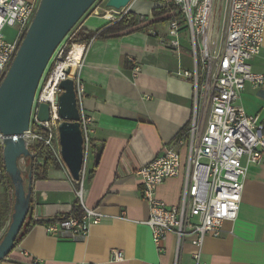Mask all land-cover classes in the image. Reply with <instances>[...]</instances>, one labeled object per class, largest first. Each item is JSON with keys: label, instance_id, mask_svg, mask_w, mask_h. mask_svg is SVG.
I'll use <instances>...</instances> for the list:
<instances>
[{"label": "crops", "instance_id": "0c3cea01", "mask_svg": "<svg viewBox=\"0 0 264 264\" xmlns=\"http://www.w3.org/2000/svg\"><path fill=\"white\" fill-rule=\"evenodd\" d=\"M160 5V0H132L129 15L144 27L156 20L153 11ZM105 9L104 5L90 11L78 30L96 33L113 24L103 18ZM168 23L81 44L84 51L75 75L84 88L82 108L93 121L89 140L101 149L97 164L90 150L84 204L104 217L75 240L47 234L45 224L34 225L0 264L174 263L176 239L170 234L160 251L155 247L144 224L149 208L134 175L179 139L193 116L191 79L185 76L194 69L190 45L182 35L178 53L169 47ZM250 66L254 73L264 72V32L261 51ZM238 105L264 127V87L247 85ZM185 153L181 148L180 175L163 181L156 190V198L168 206L180 201ZM24 167L28 171L26 161ZM76 189L65 167L50 170L46 180H32V212L45 219L67 214L78 201ZM9 222L10 214L0 227V241ZM222 230L220 237L204 241L201 264H264V160L247 166L237 218L224 222ZM112 251H119L122 260L114 261ZM196 252L183 243L177 264H196Z\"/></svg>", "mask_w": 264, "mask_h": 264}, {"label": "built area", "instance_id": "2783aa9c", "mask_svg": "<svg viewBox=\"0 0 264 264\" xmlns=\"http://www.w3.org/2000/svg\"><path fill=\"white\" fill-rule=\"evenodd\" d=\"M160 2V6L172 7L168 13L171 39L167 45L178 53L182 35L187 36L190 45L194 69L185 76L191 79L193 116L185 133L167 146L160 157L138 168L134 175L142 187V200L149 208L144 224L151 231L155 247L160 251V244L171 234L176 239L173 264H177L179 249L185 242L197 249L193 258L196 264H201L199 256L204 241L220 237L223 223L237 218L247 166L264 160V127L257 117L245 114L238 105L239 96L247 85L264 87V72L254 73L250 66L263 44L264 0ZM37 7V0H0V81L15 57ZM94 7L91 13L98 8ZM128 7L118 11L105 7L103 18L119 21L129 15ZM5 27L16 31L10 40L3 34ZM77 31L78 27L52 54L33 99L28 130L23 134L33 158H36L37 147H41L60 160L59 84L72 79L83 136V166L79 180L75 182V194L83 213L80 218L69 216L62 221L42 218L36 212L31 215L34 222L47 221V234L72 240L85 237L88 228L99 224L104 217L98 209L86 208L84 204L89 132L93 121L82 108L84 88L75 75L84 51V45L71 42ZM79 46L82 47L81 56L79 60H73L71 53ZM68 67L71 76L65 74ZM41 104L48 105L49 119L45 122L37 118ZM2 141L0 134L1 148ZM181 148L186 151L182 193L177 206H168L156 198V190L163 181L180 175ZM2 176L0 170V180ZM111 256L114 261L122 260L119 251H112Z\"/></svg>", "mask_w": 264, "mask_h": 264}, {"label": "water", "instance_id": "95a60500", "mask_svg": "<svg viewBox=\"0 0 264 264\" xmlns=\"http://www.w3.org/2000/svg\"><path fill=\"white\" fill-rule=\"evenodd\" d=\"M97 0H38L37 11L24 35L18 51L0 81V134L5 173L13 187V212L0 241V262L7 260L30 208L32 179L26 180L19 166L21 160H32L23 134L28 130L30 111L40 79L58 45L93 7ZM132 0H107L106 8L122 10ZM71 76V69L65 70ZM57 115L59 155L73 181L79 180L83 166V136L77 107L74 82L65 79L59 84ZM37 118L48 121V105L39 106ZM96 147V146H95ZM101 149H95V163Z\"/></svg>", "mask_w": 264, "mask_h": 264}, {"label": "trees", "instance_id": "16d2710c", "mask_svg": "<svg viewBox=\"0 0 264 264\" xmlns=\"http://www.w3.org/2000/svg\"><path fill=\"white\" fill-rule=\"evenodd\" d=\"M100 1L101 0H97L96 3L93 5V7ZM171 9L172 7L167 8L163 5L160 6L159 9L153 11V14L156 20L154 22L147 24L144 27H138L134 17L132 15H128L127 17H123L119 21L114 22L107 28L102 29L101 31L96 32V33H84L83 31L78 30L75 33V35L72 37L71 42L73 44H88L91 39H106L109 37H117L121 33L126 32V31H129V32L141 31L142 32V31H145L147 27H150L156 23L169 22L170 18L168 17V13L170 12ZM90 10L83 16V18L90 12ZM81 20L74 26V28L69 32V34H71L74 31V29L79 26ZM89 145H90V150L93 153H95V149H96L95 145L91 141L89 142ZM40 161H41V164L38 163ZM63 166L64 164L61 161V159L58 160L54 155H52V153L44 150L41 147H37L36 158H32V160H30V164L28 165L27 174L28 172H30L31 179L35 181L36 180H46L48 177V172L50 170H56ZM0 170L3 172V176L0 180V187L2 189V194L0 195V227H2L3 224L5 223L7 216H9L10 214V217H11V214L13 212V202H14V195H13L14 189L12 187V184L8 176L5 173L3 158H2V148L0 149ZM3 181H4V184H2ZM82 213H83L82 209L77 201L74 203L71 213L61 214L54 220L55 221L66 220L69 218V216L80 218L82 216ZM31 215H32V206H31V201H30V208H29L28 215L14 242V248L34 225L45 224L47 222V221L34 222L32 221Z\"/></svg>", "mask_w": 264, "mask_h": 264}, {"label": "rangeland", "instance_id": "374dc122", "mask_svg": "<svg viewBox=\"0 0 264 264\" xmlns=\"http://www.w3.org/2000/svg\"><path fill=\"white\" fill-rule=\"evenodd\" d=\"M37 1H38V0H37ZM106 1H107V0H101L100 2H98V3L95 5L94 8L104 6V4L106 3ZM163 23H164V22H159V23H157V24H155V25H156V26H158V25H161V26H162V25H165V24H163ZM3 34L5 35L6 40H10V39H12V38L15 36L16 31H15L14 28L5 27L4 30H3ZM0 149H1V147H0ZM24 161H25V160H21L20 163H19V166H20V168H22L23 176H24V178L26 179V175H25V174L27 173V169H25V167H24ZM26 162H27V166H28V165L30 164V160L27 159ZM2 184H4V181H3Z\"/></svg>", "mask_w": 264, "mask_h": 264}, {"label": "bare ground", "instance_id": "6f19581e", "mask_svg": "<svg viewBox=\"0 0 264 264\" xmlns=\"http://www.w3.org/2000/svg\"><path fill=\"white\" fill-rule=\"evenodd\" d=\"M82 47H76L74 51L71 53V57L73 60H79L81 56Z\"/></svg>", "mask_w": 264, "mask_h": 264}]
</instances>
